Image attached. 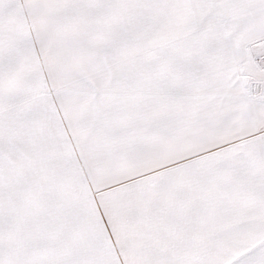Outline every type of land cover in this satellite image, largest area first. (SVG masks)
Masks as SVG:
<instances>
[{
  "label": "snow or ice",
  "instance_id": "6c2138e0",
  "mask_svg": "<svg viewBox=\"0 0 264 264\" xmlns=\"http://www.w3.org/2000/svg\"><path fill=\"white\" fill-rule=\"evenodd\" d=\"M0 264H264V0H0Z\"/></svg>",
  "mask_w": 264,
  "mask_h": 264
}]
</instances>
